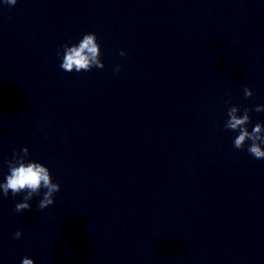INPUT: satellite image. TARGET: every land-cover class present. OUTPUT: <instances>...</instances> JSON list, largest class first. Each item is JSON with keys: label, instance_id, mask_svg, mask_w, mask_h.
Segmentation results:
<instances>
[{"label": "clouds", "instance_id": "1", "mask_svg": "<svg viewBox=\"0 0 264 264\" xmlns=\"http://www.w3.org/2000/svg\"><path fill=\"white\" fill-rule=\"evenodd\" d=\"M3 3L9 6H15L17 0H3ZM62 52L58 50L57 55L61 56V69L65 72H88L93 68L103 69L104 63L100 59L101 47L95 33H86L82 39L76 44H64L61 46ZM120 55L126 56L124 51ZM121 66H117L114 71L119 72ZM244 97L251 98L254 95L250 87L245 86L243 89ZM231 104V98L225 101ZM264 111V105H255L254 108H244L243 113L238 105H231L227 110L228 119L224 123L226 130L238 131V135L234 138L233 146L236 149H244L246 142L251 143L247 146V151L256 159H264V124L256 123L251 131L248 125L251 123L250 112ZM29 150L23 147L20 151H14L12 158L7 161L8 174L3 182H0V193L7 198L11 192L12 197H16L20 193H26L23 196V202L15 205V211L21 213L30 211L31 204L29 201L34 196L40 195L44 189L43 197L39 200L37 209L43 210L55 203V194L60 191L59 183H54L51 172L44 164L27 159ZM23 233L17 230L14 233V239H20ZM21 264H34V260L27 256L22 258Z\"/></svg>", "mask_w": 264, "mask_h": 264}]
</instances>
